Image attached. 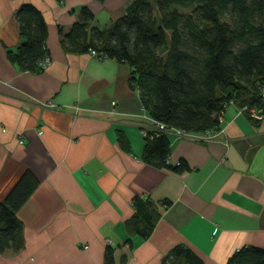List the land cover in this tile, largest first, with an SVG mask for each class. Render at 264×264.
I'll return each instance as SVG.
<instances>
[{"label": "crops", "instance_id": "1", "mask_svg": "<svg viewBox=\"0 0 264 264\" xmlns=\"http://www.w3.org/2000/svg\"><path fill=\"white\" fill-rule=\"evenodd\" d=\"M133 1L0 0V201L25 172L38 180L17 213L24 246L0 253V264H104L108 247L115 264H185L169 255L177 245L226 264L243 247L264 249V116L256 124L230 106L219 130L170 132L168 163L189 169L154 168L142 154L155 121L130 68L61 44L82 8L107 26ZM24 4L47 25L50 61L39 74L9 58ZM135 198L160 213L146 239L127 226Z\"/></svg>", "mask_w": 264, "mask_h": 264}, {"label": "trees", "instance_id": "2", "mask_svg": "<svg viewBox=\"0 0 264 264\" xmlns=\"http://www.w3.org/2000/svg\"><path fill=\"white\" fill-rule=\"evenodd\" d=\"M16 19L20 43L9 58L22 70L39 74L48 58L45 20L30 4L18 8ZM93 21L92 12L82 8L61 44L68 52L94 51L98 58L126 64L131 87L155 122L186 133H206L220 129L230 106L256 124L260 120L251 110H261L264 116V0H134L123 17L107 26ZM143 136L146 164L175 173L189 169L182 161L168 163V133L148 131ZM119 139L128 150L127 141ZM37 185L38 180L25 172L0 201V253L23 248V223L17 213ZM133 206L127 226L146 239L159 210L141 198H135ZM169 255L185 264H203L182 245ZM104 264H115L110 247ZM226 264H264V249L243 247Z\"/></svg>", "mask_w": 264, "mask_h": 264}, {"label": "built area", "instance_id": "3", "mask_svg": "<svg viewBox=\"0 0 264 264\" xmlns=\"http://www.w3.org/2000/svg\"><path fill=\"white\" fill-rule=\"evenodd\" d=\"M91 54L96 56V53L94 51H91ZM49 61H50L49 58H46L43 61L42 66L46 67L48 65ZM263 94H264V90H263ZM243 110H246V108H244ZM262 112L263 111H261V110L252 109L251 110V116L253 118H256V119H261L263 117V113ZM155 126H156V128H154L152 130V132L156 133V134H163V133L173 132V133H175L177 136H179L181 138H190L191 137V133H186V132H182L180 130H175V129L174 130L173 129H169V128H166L164 125H161V124H159L157 122H155ZM147 132L148 131H143V135H146Z\"/></svg>", "mask_w": 264, "mask_h": 264}]
</instances>
